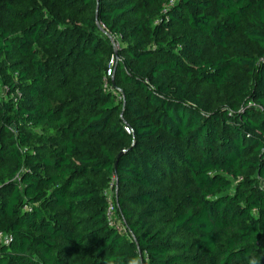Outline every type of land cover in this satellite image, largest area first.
Segmentation results:
<instances>
[{
    "label": "trees",
    "instance_id": "1",
    "mask_svg": "<svg viewBox=\"0 0 264 264\" xmlns=\"http://www.w3.org/2000/svg\"><path fill=\"white\" fill-rule=\"evenodd\" d=\"M0 86V264H264V0H0Z\"/></svg>",
    "mask_w": 264,
    "mask_h": 264
},
{
    "label": "built area",
    "instance_id": "2",
    "mask_svg": "<svg viewBox=\"0 0 264 264\" xmlns=\"http://www.w3.org/2000/svg\"><path fill=\"white\" fill-rule=\"evenodd\" d=\"M112 64V60H110L109 61V65H111ZM111 74V67H108L107 69H106V76H109ZM0 89H1V86H0ZM123 129H124V131L126 132V133H130V128L128 127V126H126V125H124L123 126ZM111 191V189L109 190V192H107L106 194H107V197H108V193H111L110 192ZM109 198V197H108ZM110 199V198H109ZM111 213H113V204L110 202V200H109V202H108V206H107V209H106V214H107V218H108V224L109 225H114V227L119 231L120 229H119V226L118 225H116V224H114L113 222H112V219H111V216H110V214ZM0 239L1 240H3L4 242H6L7 241V237L4 235V236H2L1 234H0Z\"/></svg>",
    "mask_w": 264,
    "mask_h": 264
},
{
    "label": "rangeland",
    "instance_id": "3",
    "mask_svg": "<svg viewBox=\"0 0 264 264\" xmlns=\"http://www.w3.org/2000/svg\"><path fill=\"white\" fill-rule=\"evenodd\" d=\"M110 40H111L112 44L114 45V47L116 49H118L119 48L118 41L114 37H112V36H110ZM2 91L3 90L0 89V98H1V92ZM3 97H5V96H3ZM249 104H252V103H249ZM112 193H113V191H112ZM108 197L111 198V193H108ZM110 216H111L112 222L114 224L118 225L119 226V229L124 230V227L125 226L122 224L121 220L117 218V216L115 215V213H111Z\"/></svg>",
    "mask_w": 264,
    "mask_h": 264
},
{
    "label": "clouds",
    "instance_id": "4",
    "mask_svg": "<svg viewBox=\"0 0 264 264\" xmlns=\"http://www.w3.org/2000/svg\"><path fill=\"white\" fill-rule=\"evenodd\" d=\"M248 264H257V260L254 257L250 258Z\"/></svg>",
    "mask_w": 264,
    "mask_h": 264
},
{
    "label": "water",
    "instance_id": "5",
    "mask_svg": "<svg viewBox=\"0 0 264 264\" xmlns=\"http://www.w3.org/2000/svg\"><path fill=\"white\" fill-rule=\"evenodd\" d=\"M124 152V150H121L120 152H119V154H118V157L122 154ZM117 157V158H118Z\"/></svg>",
    "mask_w": 264,
    "mask_h": 264
}]
</instances>
